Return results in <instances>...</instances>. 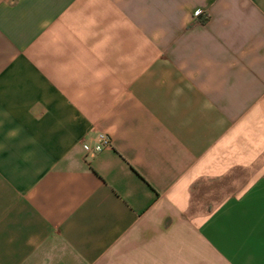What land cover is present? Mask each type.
<instances>
[{
    "label": "crops",
    "instance_id": "obj_1",
    "mask_svg": "<svg viewBox=\"0 0 264 264\" xmlns=\"http://www.w3.org/2000/svg\"><path fill=\"white\" fill-rule=\"evenodd\" d=\"M0 264H264V0H0Z\"/></svg>",
    "mask_w": 264,
    "mask_h": 264
},
{
    "label": "built area",
    "instance_id": "obj_2",
    "mask_svg": "<svg viewBox=\"0 0 264 264\" xmlns=\"http://www.w3.org/2000/svg\"><path fill=\"white\" fill-rule=\"evenodd\" d=\"M100 143L96 146V150H101L103 147L109 145V139L105 135L99 136Z\"/></svg>",
    "mask_w": 264,
    "mask_h": 264
}]
</instances>
